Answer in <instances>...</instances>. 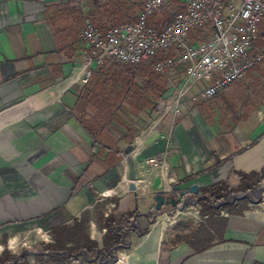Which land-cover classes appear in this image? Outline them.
<instances>
[{
	"label": "crops",
	"instance_id": "obj_1",
	"mask_svg": "<svg viewBox=\"0 0 264 264\" xmlns=\"http://www.w3.org/2000/svg\"><path fill=\"white\" fill-rule=\"evenodd\" d=\"M90 2L0 0V254L4 248L17 254L41 233L88 211L96 255L109 259V250H100L104 218L133 212L131 226H119L112 264H264V203L239 214L221 211L217 218L225 219V227L216 232L222 239L213 228L214 243L197 252L173 243L167 221L198 223L191 220L198 202L181 212L169 205L156 210L154 199L196 184L198 193L185 196L193 200L216 181L237 184L235 171L264 167V104L258 103L264 88L253 97L246 90L262 78L264 63L248 71L250 81L233 83L211 101L187 96L177 118L120 105L119 85L108 78L118 63L106 62L81 86L67 77L77 61L58 50L59 30L70 24L64 10L76 4L86 12ZM174 96L170 86L164 105ZM125 121L138 131L129 153ZM169 141L165 166L149 167L146 158L162 153ZM129 157L137 165L134 190L126 179Z\"/></svg>",
	"mask_w": 264,
	"mask_h": 264
},
{
	"label": "built area",
	"instance_id": "obj_2",
	"mask_svg": "<svg viewBox=\"0 0 264 264\" xmlns=\"http://www.w3.org/2000/svg\"><path fill=\"white\" fill-rule=\"evenodd\" d=\"M174 1L178 6L159 27L150 25L148 18L170 0H143L132 20L103 30L85 23L79 35L87 52L72 65L67 77L84 86L94 70L106 62L149 64L157 73L176 74L177 78L170 80L174 99L162 104L163 113L175 118L187 96L193 102L210 100L264 60V43L255 46L258 26L264 18V0ZM194 88L198 92L191 94ZM170 149L169 141L162 153L147 157L146 164L164 167ZM191 216L195 222L205 218L198 209ZM173 218L168 219L169 224L176 221Z\"/></svg>",
	"mask_w": 264,
	"mask_h": 264
},
{
	"label": "trees",
	"instance_id": "obj_3",
	"mask_svg": "<svg viewBox=\"0 0 264 264\" xmlns=\"http://www.w3.org/2000/svg\"><path fill=\"white\" fill-rule=\"evenodd\" d=\"M132 6L131 0H114L111 2L91 0L90 8L86 12L82 10L83 7L76 4L64 10L65 17L70 19V24L67 26L69 29L59 30L57 37L58 50L62 54V58L78 61L87 52L86 43L79 35L80 29L85 23L90 22L103 30L110 25L132 20ZM162 9L152 19V24L155 27L161 26L170 18L166 8ZM168 11L170 10L168 9ZM258 30L256 47L264 43V20L259 24ZM63 32L64 35H62ZM109 72L113 83L119 85L117 92L123 95V98L118 101L120 105L125 103L124 105L128 107L134 106L140 109L145 107L147 114L150 111H156V113L161 111L157 106L163 102L164 94L171 86L170 78L176 75H170L167 71L157 73L147 64H117ZM116 102L113 100L112 103L115 104ZM123 126L126 129L127 149L138 131L136 126L127 121ZM235 175L238 179L235 185L220 180L200 189L201 193L210 199L209 202L206 197H202L197 203L200 207L199 213L205 217V220L196 224L189 220L177 221L170 229L175 231L173 243H187L194 251L199 252L214 243L212 231L215 230L214 232L222 239L221 232H216V230L222 231L225 227V219L217 218L220 212L225 210L227 213L239 214L247 207L238 200H230L228 203L218 206L214 205L224 201L230 194L251 193L256 190L264 179V167L260 171H235ZM133 216L134 213L129 212L118 219H113L110 214L104 218L105 233L101 251L107 252L121 244V236L119 235L121 228L119 226L129 228ZM87 222L88 219L83 214L80 218L73 219L70 225L61 224L52 227L50 229L51 241H41L42 251L34 255L36 264H75L78 261L77 254L80 251H84L90 258H95L99 246L95 240L89 237ZM17 256L19 258L15 260ZM4 263L30 264L27 254H12L7 248H4L0 254V264Z\"/></svg>",
	"mask_w": 264,
	"mask_h": 264
},
{
	"label": "rangeland",
	"instance_id": "obj_4",
	"mask_svg": "<svg viewBox=\"0 0 264 264\" xmlns=\"http://www.w3.org/2000/svg\"><path fill=\"white\" fill-rule=\"evenodd\" d=\"M102 1H109V2H111V1H114V0H102ZM131 2L133 3V6H132V10H131V17H132V19L134 18V16H136V14L140 11V9H141V7H142V2H143V0H131ZM170 3H171V6H169V3H166L165 5H164V7H163V9L162 10H164L165 8H166V10H167V12H169V16H170V12H171V9H173V8H175V7H177L178 6V3L176 2V1H174V0H170ZM168 9L170 10V11H168ZM157 13H155L154 15H152L151 17H149L148 18V23L150 24V25H153L152 24V19L155 17V15H156ZM126 19V18H125ZM264 20V18L262 19V21ZM261 21V22H262ZM260 22V23H261ZM112 23H116V22H112ZM110 24V23H109ZM262 63H264V60L260 63V64H258V66L259 65H261ZM147 65H149V64H147ZM257 66V65H256ZM255 66V67H256ZM257 66V67H258ZM255 67H253L252 68V70L251 71H253V70H255L256 68ZM248 73V72H247ZM245 74V76H244V78L242 79V80H239V81H236V82H234V83H240V82H243V81H250L249 79H248V74ZM108 78H111L110 77V75L108 76ZM177 78V76L175 75V76H173V77H171L170 78V80H174V79H176ZM112 79V78H111ZM252 82L251 83H249V84H246V90L249 92V94H251L252 95V97L257 93V88H264V75L262 76V78H260V79H258V80H256V79H252L251 80ZM233 84H231L230 86H232ZM230 86H228V88L230 87ZM228 88H225V89H228ZM251 97V98H252ZM215 98V97H214ZM213 98V99H214ZM212 99H210V100H207L206 102H208V101H211ZM258 103H260V104H264V101H259ZM163 102H160L159 103V105L157 106V108H159V109H161L162 111L161 112H163ZM142 109H144V110H146V108L145 107H142ZM122 112L124 111V109L123 110H121ZM147 111V110H146ZM154 116H155V114H154V112H152L151 113V116H149V120H148V118L146 119L147 120V122L148 121H150V119H153L154 118ZM177 118V117H176ZM260 186H264V180L260 183ZM252 193V192H251ZM233 194H243V193H233ZM256 198L257 197H253V199L254 200H256ZM239 202H241L242 204L244 203L245 205H246V207L247 208H252L254 205H255V203H253V202H251V200H249L248 198H244V199H241V200H238ZM259 203H264V193L261 195V197H260V202ZM258 203V204H259ZM93 210V209H92ZM88 211H86L85 212V214H86V218L87 217H89L88 216V214L89 213H87ZM96 216V214L94 215V217ZM186 216H189V215H186ZM96 217H98V216H96ZM173 217H171V218H169V219H172ZM173 219H175L176 221L174 222V223H172V224H169V221H167V223L169 224V226H172V225H174L177 221H179L180 219H178V218H173ZM191 220H193V219H191ZM46 234L47 235H49V237H47L46 236ZM41 241H44V242H50L51 241V235H50V231H49V233L48 232H46V233H41V236H38L37 238H36V241L34 242V243H29V244H27V245H25V246H23V248L17 253V254H21L23 251H27L25 254H27V259H28V262L30 263V264H36V262H35V260H34V255L35 254H37V253H41V251H42V249H41V246H40V242ZM102 248V247H101ZM114 248V249H113ZM112 249H110L109 250V259H108V256L106 255V254H104V255H102V256H95V258H90L89 256H87V254L84 252V251H80L78 254H77V258H78V261L75 263V264H93V263H98V262H100V263H102V264H112L113 263V260L115 259V256H116V251H115V249H116V247H113ZM35 252V253H34ZM105 259L106 260H108V262L107 261H105ZM105 261V262H104Z\"/></svg>",
	"mask_w": 264,
	"mask_h": 264
},
{
	"label": "water",
	"instance_id": "obj_5",
	"mask_svg": "<svg viewBox=\"0 0 264 264\" xmlns=\"http://www.w3.org/2000/svg\"><path fill=\"white\" fill-rule=\"evenodd\" d=\"M131 149H132V146H130L127 149V153H129ZM126 179L130 182L129 189L134 190L135 189L134 183L137 180V165H136V161L132 157H129L127 159ZM198 191H199V187L196 184H192L188 188L180 190L179 193L171 192L169 194H164L163 192H158L154 198L155 199V209L159 210L162 205H169L171 208H177L178 210L183 211L187 207H194L195 204L198 202V200L201 199L202 197H206L207 200L210 202L209 197H207L204 194L198 195L193 200H188V198H185V196L189 194H197ZM263 193H264V186H259L252 193L230 194L226 197L224 201L214 206L228 203L230 200H241L244 198H248L249 200H251V202L257 204L260 202V197ZM253 197H257L256 200H254ZM26 252L27 251H23L21 255L25 254ZM18 258L19 256H17L15 260H17ZM4 264H9V263H4Z\"/></svg>",
	"mask_w": 264,
	"mask_h": 264
}]
</instances>
